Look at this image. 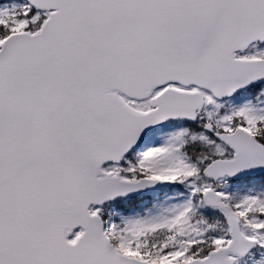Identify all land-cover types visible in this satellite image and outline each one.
<instances>
[{
	"label": "snow or ice",
	"instance_id": "snow-or-ice-1",
	"mask_svg": "<svg viewBox=\"0 0 264 264\" xmlns=\"http://www.w3.org/2000/svg\"><path fill=\"white\" fill-rule=\"evenodd\" d=\"M0 264H264V0H0Z\"/></svg>",
	"mask_w": 264,
	"mask_h": 264
}]
</instances>
